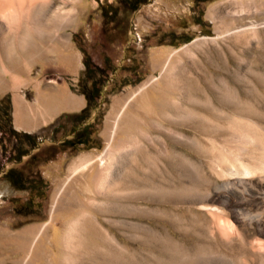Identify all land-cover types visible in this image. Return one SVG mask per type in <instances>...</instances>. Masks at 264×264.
Returning a JSON list of instances; mask_svg holds the SVG:
<instances>
[{"label":"rangeland","instance_id":"obj_1","mask_svg":"<svg viewBox=\"0 0 264 264\" xmlns=\"http://www.w3.org/2000/svg\"><path fill=\"white\" fill-rule=\"evenodd\" d=\"M75 6L74 13L71 6H67L58 18L50 12L40 15V22L45 24L42 27L45 36L53 44L46 55H32L41 39L30 22L23 21L12 28L7 26L15 31L0 35V49L6 40L15 51L7 61L8 70L0 68V125H5L0 131V245L10 242V232L28 231L34 236L29 246L21 237L18 248L0 255V264H66L67 239L60 244L52 236L56 232L68 235L69 224L81 214L86 216L77 233L80 237L73 239L77 245L70 254V264H109L115 257L123 260L127 249L136 251L139 258L150 259L151 252L168 256L162 243L153 239L155 231L168 234L187 247L197 248L201 238L196 232L195 217L207 214L201 204L191 202L192 198L183 193L156 196L152 193L142 195L138 202L140 210L127 212L122 189L112 190L115 176L124 173L119 155L111 173L102 175L98 186L94 177L100 171L107 148L116 149L122 140L141 137L138 134L141 128L152 132L151 138L160 142L157 143L160 156L149 159H152L149 162L153 169L143 162L147 173H157L154 162L163 172L168 152L205 161L203 153L186 141L187 137L199 138L209 144L201 121L194 120L193 116L180 118L182 121L167 117L164 123L170 131L165 133L164 129L159 133L155 126H150L149 114L160 119L162 110L176 109L178 104L194 105L223 128L230 129L231 120L214 116L225 110L238 119V104L228 103L222 96L228 88L238 90L244 102L264 107V0H148L135 10L123 0H78ZM5 19L1 16L0 24L6 26ZM54 32L56 37H50ZM25 34H30V41ZM27 40L31 42L29 48L21 49L20 41ZM70 40L107 70L106 84L93 115L95 123L90 143L94 147L64 145L53 160L41 163L50 152L45 146L50 144L53 134L59 140L73 131V121L68 117L58 134L51 130L44 132L42 144L18 160L16 139L8 132L12 116L6 115L7 95L12 98V92L21 93L36 104L39 93L57 88L62 81L59 72ZM15 76L21 81L16 82ZM78 84L79 81L74 88L81 91ZM207 95L212 97L211 102ZM178 134L186 138L179 139ZM143 138L146 143L147 137ZM148 142L151 144L150 139ZM22 147L30 148V144ZM32 154L34 157L29 160ZM10 168H23L24 177L40 172L44 181L34 177L31 185H39L38 190L20 191L4 175ZM169 169L174 184L182 186L184 180L179 174V165L174 164ZM205 169L216 177L208 165ZM160 174L156 181L163 180ZM114 191L120 193L119 197ZM31 199L33 205L29 209ZM134 222L143 224V231L133 226ZM47 234L48 245L37 252ZM80 241L82 247L78 246ZM84 256L87 258L83 259Z\"/></svg>","mask_w":264,"mask_h":264},{"label":"bare ground","instance_id":"obj_2","mask_svg":"<svg viewBox=\"0 0 264 264\" xmlns=\"http://www.w3.org/2000/svg\"><path fill=\"white\" fill-rule=\"evenodd\" d=\"M77 1L0 0V17L4 16L8 23L6 26L0 24V35L6 34L14 24L23 21L30 22L34 25L36 34L41 39L38 46L36 44V50L32 55L33 57L46 55L52 50L50 46L53 44L48 41L50 38L45 36V30L42 28L45 24L40 22V15L44 12H50L56 18L61 17L67 6H71V11L74 13L77 9L75 6ZM7 26L11 27L7 28ZM29 35L25 34L24 36L29 40ZM50 37H56V32ZM28 40L20 41L21 49L29 48L31 42ZM5 41L3 49H0V68L6 72L8 70L7 61L14 56L15 51L11 47L12 43ZM14 79L16 82L21 81L18 76H15ZM262 79H264V76H262ZM222 96L227 99L228 103L238 104V108L240 107V109L236 108L238 109L236 110L238 119L232 117L230 112L225 110H221V112H217L214 115L215 117L231 120L228 127L230 129L223 128L221 124L214 121L208 114L200 112L194 105L178 104L175 106L176 109L162 110L160 111V119H154V117H151L152 114L148 115L150 117V126H155L156 131L159 133H161L160 130L164 129L165 133L170 131V128H167L164 123L167 117H177L181 120L193 116L194 120L201 121L205 130L202 132H206L208 135L209 144L199 138L187 137L186 141L203 153V158L206 162L203 160L194 161L183 154L168 152V155H166L168 160L163 164V172L158 163L154 162L157 166V173L155 174L154 171L147 173L144 170L143 162H147L149 167L153 169L152 164L149 162L152 159H149L153 156L158 158L161 150L157 149V143L160 142L151 138L152 132L146 128L139 130L138 134L141 137L122 140L116 149L107 148L102 156L100 171L95 175L94 182L98 186L100 183L98 180L101 181L102 175L108 174L113 169L117 159L116 156L119 155L122 159L124 173L119 176L114 175L113 187L110 186L113 188H111L112 190L122 189L121 194L123 199L126 200L127 212H131L133 209L140 210L138 202L142 195L152 193L154 196L160 193H165V195L183 193L187 198H192L191 202L199 203L207 210V214L204 216L197 215L195 217V224L198 225L196 232L201 238L197 248L187 247L184 243L175 240L168 234L162 235L160 232L155 231L152 232L153 239L162 243L163 249L168 256L163 257L151 252L150 259H146L144 256L139 258L136 251L127 249V254H124V258L122 257L123 260L117 257L114 259L112 255L113 257L111 258L114 261L109 262V264H219V262L223 264H236V262L240 264H264V107L259 108L260 106H255L254 102H244L240 92L233 88H228L222 93ZM206 98L209 102L212 101L211 96L207 95ZM240 104L241 106H239ZM177 118L176 120H178ZM232 118L236 120L232 121ZM143 135L147 137L145 139H150L151 144L148 140L146 143L143 141ZM178 136L179 139L185 137L179 134ZM174 164L179 165L181 169H185H180L179 173L184 180L182 186L174 184L173 175L169 169V166ZM206 165L216 177L205 172ZM139 170L140 173L138 172ZM159 172L162 173V175L160 174L163 176V180L161 177L162 181H156V176ZM164 172H166L165 175ZM114 192L116 193V191ZM116 195L119 197L120 193H116ZM85 216V214H81L69 224L66 238V250H68L69 254L65 258L66 264L67 262L70 264L72 261L70 254H73V248L77 245L73 242V239L80 237L77 233L83 226L82 221ZM132 224L140 232L141 230L143 231V224L138 222ZM138 229L136 232H138ZM82 244L83 242L80 241L78 246L82 247ZM86 258L87 256L83 257V259Z\"/></svg>","mask_w":264,"mask_h":264},{"label":"trees","instance_id":"obj_3","mask_svg":"<svg viewBox=\"0 0 264 264\" xmlns=\"http://www.w3.org/2000/svg\"><path fill=\"white\" fill-rule=\"evenodd\" d=\"M127 6L133 10L137 9L141 3H145L148 0H123ZM82 49V48H81ZM84 54V63L85 69L82 72L80 79H79V87L82 93L85 94L87 98V105L79 112H65L57 117L52 123L41 127L36 132H26V131H19L13 125V115H12V98L11 95H7L8 100V107L6 111V115L12 116V126L9 127L8 132L16 139L15 145H17V154L16 157L18 160H21L23 156H28L27 154L30 153V150L36 148L38 144H42L45 139H42L43 133L46 131L51 130L53 133L58 134L64 127H65V120L66 118H70L73 124V131L67 133L64 139H59L55 137L53 134L52 141L48 146H45V150L50 152L45 157H40L43 159L41 162L42 164L48 161L53 160L60 150L62 146L67 145L69 147L74 148L78 145H84L86 149H90L94 147L93 144L90 143V139L93 138V131L92 127L94 125V112L98 108V98L102 94L103 87L106 84V79L104 76L106 75V66H100L95 63L92 56L87 53L84 49H82ZM10 119V117H9ZM75 120V121H74ZM5 125H0V131H2ZM41 138L42 140H38ZM46 138V137H45ZM41 142V143H39ZM23 144H30V148L23 149ZM34 154L30 155L28 159H32ZM29 159V160H30ZM28 160V161H29ZM24 169L23 168H10V170L4 173L5 177L10 181L12 186L17 188L20 191L31 190L35 191L38 190L37 184H32V180L34 177H38L39 181H44L43 174L40 172H36V176L28 175L26 177L23 176ZM37 188V189H36ZM41 194V192H38ZM32 199L30 200L28 207L29 209L32 208Z\"/></svg>","mask_w":264,"mask_h":264},{"label":"crops","instance_id":"obj_4","mask_svg":"<svg viewBox=\"0 0 264 264\" xmlns=\"http://www.w3.org/2000/svg\"><path fill=\"white\" fill-rule=\"evenodd\" d=\"M70 41L71 44L68 45L67 56L64 58L59 72L62 81L58 82L57 88L55 87V89L47 93H39L35 99L36 104L27 100L21 93L12 92L13 125L17 130L36 132L41 127L52 123L61 114L65 112H79L87 105L85 94L74 88L85 69L84 54L75 45L73 40ZM21 237L23 242H26L25 244L29 246L30 240L34 236L29 234L28 231L21 233L17 231L10 232V242H6L5 245L3 244L4 246L0 245V255L18 248ZM66 237V234L64 236L60 232H56L52 236V238L59 240L60 244H63V240ZM47 238H49L48 234L45 237V241L40 244L37 252L41 251L44 245H48ZM3 249L5 250L4 252L2 251Z\"/></svg>","mask_w":264,"mask_h":264}]
</instances>
